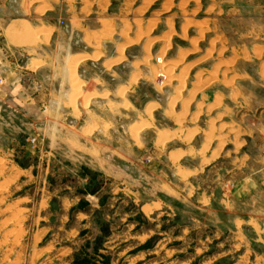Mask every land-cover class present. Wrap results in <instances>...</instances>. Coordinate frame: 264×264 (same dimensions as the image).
I'll list each match as a JSON object with an SVG mask.
<instances>
[{
    "label": "rangeland",
    "instance_id": "obj_1",
    "mask_svg": "<svg viewBox=\"0 0 264 264\" xmlns=\"http://www.w3.org/2000/svg\"><path fill=\"white\" fill-rule=\"evenodd\" d=\"M30 1L0 0V264H264V0Z\"/></svg>",
    "mask_w": 264,
    "mask_h": 264
},
{
    "label": "bare ground",
    "instance_id": "obj_2",
    "mask_svg": "<svg viewBox=\"0 0 264 264\" xmlns=\"http://www.w3.org/2000/svg\"><path fill=\"white\" fill-rule=\"evenodd\" d=\"M30 1V0H29ZM41 1H43V0H41ZM40 1V2H41ZM45 1V0H44ZM31 2V1H30ZM129 2V1H128ZM149 2H151L150 0H149ZM34 3V2H33ZM44 3H46V2H44ZM40 4V3H39ZM42 4V3H41ZM43 5V4H42ZM41 6V5H40ZM169 6H170V4H169ZM38 10V9H37ZM35 12H37V11H35ZM104 19V18H103ZM107 19V18H106ZM107 21V20H106ZM167 23H169L170 24V21H168ZM124 24H126V23H124ZM128 24V23H127ZM155 24V23H154ZM198 24V23H197ZM75 26V27H74ZM102 26V25H101ZM123 26V25H122ZM147 26V25H146ZM73 28H77V27H80L79 26V23H78V26L76 25V24H74L73 26H72ZM124 27V26H123ZM170 27V26H169ZM168 27V28H169ZM187 27H189L188 25H187ZM125 28V27H124ZM171 28V27H170ZM186 28V27H185ZM101 29V28H100ZM112 29L114 30V27L113 28H111V27H109V26H106V25H104L103 26V29L99 32V33H96V32H88V31H85V33H83L84 35H83V41H84V43H85V45L87 46V47H89V48H91V49H95L96 51H94L92 54L90 53V54H88V52H87V54H78V55H69V60H68V64H69V67H70V69H72V70H74L80 63H83V62H86L87 60H93V61H96V60H98L101 56H102V52L100 51V50H98V45H99V43H100V41L102 40V39H107V38H110L111 36H112ZM187 29V28H186ZM197 29V28H196ZM33 30V29H32ZM34 30H36V29H34ZM121 30V29H120ZM150 30H151V28H150ZM170 30V29H169ZM168 30V31H169ZM184 30V29H183ZM198 30H200L199 28H198ZM84 31V30H83ZM152 31V30H151ZM40 32V31H39ZM47 32V31H46ZM143 32V31H142ZM36 33V32H35ZM139 33V32H138ZM201 33V32H200ZM141 34V33H140ZM167 35H168V33H166ZM202 34V33H201ZM45 35V34H44ZM43 35V36H44ZM48 35V34H47ZM166 35V36H167ZM173 35V34H172ZM138 36H139V34H138ZM170 36V35H169ZM169 36H167V38L169 37ZM183 36V35H182ZM199 36H200V34H199ZM29 37V36H28ZM34 37V36H33ZM37 37V36H36ZM140 37V36H139ZM171 37V36H170ZM200 37H202V35L200 36ZM30 38V37H29ZM166 38V37H165ZM184 38V37H183ZM203 38V37H202ZM201 38V39H202ZM38 39V38H37ZM44 39V38H43ZM127 39V38H126ZM125 39V40H126ZM134 39V38H133ZM155 39H156V37H155ZM163 39V38H162ZM45 40V39H44ZM141 40V39H140ZM139 40V41H140ZM153 40V39H152ZM169 40V39H168ZM40 41V40H39ZM150 41V40H149ZM154 41H156V40H153V42ZM160 41H161V39H160ZM159 41V42H160ZM163 41V40H162ZM165 41V40H164ZM198 41V40H197ZM27 42V41H26ZM36 42V41H35ZM135 42V41H134ZM137 42V41H136ZM125 43H126V41H125ZM130 43V42H129ZM133 43V42H132ZM156 43V42H155ZM163 43V42H162ZM164 43H166V42H164ZM169 43V42H168ZM192 43H193V41H192ZM170 44V43H169ZM118 45V44H117ZM152 45V44H151ZM165 45V44H164ZM163 45V46H164ZM166 46V45H165ZM30 47V46H29ZM167 47V46H166ZM193 47V46H192ZM162 48V47H161ZM143 49H144V47H143ZM190 50V49H189ZM144 51V50H143ZM256 51V50H255ZM260 51H262V49L260 50ZM123 52H124V47L122 46V45H118L117 46V48H116V52L115 53H117V57L116 58H112V59H110V60H107L105 63H103L104 65L103 66H105V68L106 69H109L110 67H112V66H114V65H116V64H118V63H120V62H123L124 60H125V58L126 57H124V55H123ZM145 52H146V50H145ZM258 52V51H257ZM159 53V52H158ZM163 53V52H162ZM185 54V53H184ZM210 54V53H209ZM261 54V53H260ZM259 54V55H260ZM145 55V54H144ZM191 55V54H190ZM257 56H259L258 54H256ZM162 56H163V54H162ZM182 56H183V54H182ZM187 56V55H186ZM209 56V55H208ZM103 57V56H102ZM184 58V57H183ZM157 59V58H156ZM182 59V58H181ZM180 59V60H181ZM36 61V60H35ZM140 61V60H139ZM172 61V60H171ZM183 61V60H182ZM34 62V61H33ZM40 62V61H39ZM161 62V61H160ZM36 63V62H35ZM67 63V62H66ZM143 63V62H142ZM169 63H171V62H169ZM144 64V63H143ZM166 65H167V63H166ZM166 65H164V66H166ZM169 65H171V64H169ZM168 65V66H169ZM175 65H177V64H175ZM261 65V64H260ZM263 65V64H262ZM36 66V65H35ZM67 66V65H66ZM146 67H147V65H146ZM152 67V66H151ZM262 69H261V77L264 79V65L261 67ZM69 69V68H68ZM147 69H148V67H147ZM71 70V71H72ZM138 70V69H137ZM190 70V69H189ZM219 70V69H218ZM147 71H149V70H147ZM167 71V70H166ZM170 71V70H169ZM184 71V70H183ZM212 71H214V70H212ZM211 71V72H212ZM74 72V71H73ZM137 72V71H136ZM150 73H151V71H149ZM226 72V71H225ZM163 73V72H162ZM172 73V72H171ZM69 74H70V71H69ZM141 74V73H140ZM214 73L212 72V74L211 75H213ZM259 74H260V72H259ZM159 75V74H158ZM181 75V74H180ZM70 76V75H69ZM75 76V75H74ZM170 76V75H169ZM215 76V75H214ZM138 77H139V73H131V76H130V82L131 83H136V81L138 80ZM183 77H184V75L182 76V77H180V76H178V82H179V86L178 87H176V91H177V93H180V90H182L183 89V87H184V79H183ZM213 77V76H212ZM211 77V78H212ZM73 78V77H72ZM158 78V77H157ZM69 79H70V77H69ZM154 79V78H153ZM152 79V80H153ZM174 79V78H173ZM217 79V78H216ZM76 80H77V77H76ZM262 80V79H261ZM70 81H71V79H70ZM80 81V80H79ZM78 81V82H79ZM174 81V80H173ZM216 81V80H215ZM73 82V81H72ZM159 82V81H158ZM161 82H163V81H161ZM160 82V83H161ZM168 82V81H167ZM212 82V81H211ZM214 82V81H213ZM230 81H228V82H226V84L227 83H229ZM80 83V82H79ZM127 83V82H126ZM221 83V82H220ZM74 84V83H73ZM75 85V84H74ZM73 85V86H74ZM127 85V84H126ZM161 85H164V84H158V86H157V88L158 89H160L162 86ZM228 85V84H227ZM124 86V85H123ZM128 86V85H127ZM224 86V85H223ZM78 87V86H77ZM124 88H128V87H124ZM201 86H199V85H197V86H195L194 87V89H192V90H195V92L197 93L198 91H201ZM75 91L77 90V89H74ZM79 90V89H78ZM128 90V89H127ZM124 90H123V88H121V90H119V96L120 97H122L123 95H124ZM157 92H158V90H157ZM174 92V91H173ZM182 93H183V91H181ZM236 93V92H235ZM239 93V92H238ZM78 94H80L79 92H78ZM176 94V93H175ZM181 95V94H180ZM220 96H221V94H219ZM218 95V96H219ZM235 95V94H234ZM195 97V96H194ZM237 97V96H236ZM235 97V98H236ZM185 98H188V97H185ZM185 98H183V100L185 99ZM215 98V97H214ZM216 98H217V96H216ZM179 98H178V96L177 95H174V96H171L169 99H168V103H167V106H168V109H169V112L168 111H166V112H168V113H166V114H168L169 116L170 115H172V117L174 116V115H176V113L175 112H173V108H174V105H175V103H176V101L178 100ZM188 101V100H187ZM192 101V100H191ZM190 101V102H191ZM219 101H221L220 99H219ZM84 102V101H83ZM86 102V101H85ZM215 103V102H214ZM222 103V102H221ZM220 103V104H221ZM74 104V103H73ZM181 104H182V101H181ZM180 104V105H181ZM184 104H186V102L184 103ZM153 105V104H152ZM156 105V104H155ZM190 105V104H189ZM199 105V104H198ZM200 105H201V102H200ZM213 105V104H212ZM211 105V106H212ZM158 106V105H157ZM206 106V105H205ZM84 107V106H83ZM182 107V106H181ZM189 107V106H188ZM152 108H153V106H149V107H147L146 108V112H147V114L148 115H151V113H152ZM184 108H185V105H184ZM208 108V107H207ZM209 109V108H208ZM181 111V110H180ZM199 111V110H198ZM165 112V111H164ZM173 113H175V114H173ZM209 113V112H208ZM146 114V115H147ZM165 114V113H164ZM165 114V115H166ZM167 115V116H168ZM198 115V114H197ZM176 117V119L174 118V120H176V121H174V123L175 122H178V124L180 123V120L177 118V116H175ZM150 118H151V116H150ZM152 119V118H151ZM182 119V118H181ZM172 120V119H171ZM184 120V119H183ZM182 121V120H181ZM195 121V120H194ZM194 121H193V123H194ZM149 122V121H148ZM191 122H192V120H191ZM139 124V123H138ZM144 125H147V126H149V123H146V124H144ZM151 125H152V123H151ZM181 126V125H180ZM195 126V125H194ZM183 127V126H182ZM132 129V128H131ZM197 128H195V130H196ZM164 130V129H163ZM207 130V129H206ZM230 130V129H229ZM232 130H234V129H232ZM131 131V130H130ZM137 128H133L132 129V133H133V136H134V138L137 140ZM170 131V130H169ZM169 131H167V132H169ZM200 130L198 129V132H199ZM220 132V131H219ZM230 132V131H229ZM171 134L173 133V132H170ZM200 133V132H199ZM195 134H197V133H195ZM235 134V133H234ZM157 135H158V137H160V138H163L164 139V136L166 135L165 134V132L164 131H161V130H159L158 131V133H157ZM174 135V134H173ZM223 135V134H222ZM226 135V134H225ZM227 136V135H226ZM226 136H224L225 137V139H227L226 138ZM239 136V135H238ZM173 137V136H172ZM237 137V136H236ZM178 138V137H177ZM165 139L167 140V138H166V136H165ZM192 139V138H191ZM215 139H217L218 141H219V143H220V145H219V147L221 148L223 145V143L225 142V141H223L224 139L222 138V136L221 135H218V134H215V132L214 131H210V132H208V133H206V136H205V140H206V142L202 145V147L199 149V151H194L193 149L192 150H189V155H191L192 157L194 156V155H196V153H197V155L203 160V162L205 163V164H208L209 163V160H210V158H206V151H207V149L209 148V145H210V143H211V141H214ZM157 140V139H156ZM170 140H171V137H170ZM186 140V139H185ZM181 141H184V138H183V140H181ZM188 141V139L185 141V142H187ZM227 141V140H226ZM184 142V143H185ZM165 143V142H164ZM167 143V142H166ZM165 145V144H164ZM160 146V145H159ZM236 146V145H235ZM240 146V145H239ZM223 148V147H222ZM236 149H237V147H236ZM181 150V149H180ZM218 150V149H217ZM219 151H221V150H219ZM171 153V152H170ZM186 152H183V151H178V152H175V153H172V154H170L169 155V158H170V161H171V163L174 165V166H177V162H178V160H179V158L180 157H182V156H184V154H185ZM216 154H217V152H214L213 153V158H215V156H216ZM219 154V153H218ZM211 155V154H210ZM188 156V155H187ZM191 156H189V157H191ZM211 157V156H210ZM210 161H212V160H210ZM179 164V163H178ZM202 164V163H201ZM193 172H195V171H189V170H183V169H181L180 167H176V175H177V177L179 178V179H181L182 181H184V180H186V179H188V177H190V175L193 173ZM152 210H153V208H151V207H148V206H145V207H143V211L145 212V214H150V212H152Z\"/></svg>",
    "mask_w": 264,
    "mask_h": 264
},
{
    "label": "crops",
    "instance_id": "obj_3",
    "mask_svg": "<svg viewBox=\"0 0 264 264\" xmlns=\"http://www.w3.org/2000/svg\"><path fill=\"white\" fill-rule=\"evenodd\" d=\"M226 10V9H225ZM64 29H65V32L66 33H68L69 35L71 34H73V32H74V29L72 28V26H70V25H65V27H64ZM78 36V34H76V37ZM83 43H84V41H83V37H82V40H81ZM85 44V43H84ZM91 65H93L94 66V64L93 63H91ZM123 66L124 67H126V66H128V64L127 63H125V64H123ZM100 72H102L101 70H100ZM171 97V96H170ZM170 97H167V99H166V103H168V99L170 98ZM156 99L158 100V101H160V102H165L164 100H165V98H161L160 96H158V95H156ZM200 160H202V159H200L199 158V160L198 161H193V163H192V165H191V167H190V169H188L189 171H197L198 170V168L200 167V164H198L199 162H200ZM194 173V172H193ZM176 173H173V172H169V177L171 178V179H176ZM179 179V178H178Z\"/></svg>",
    "mask_w": 264,
    "mask_h": 264
}]
</instances>
